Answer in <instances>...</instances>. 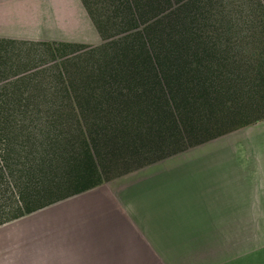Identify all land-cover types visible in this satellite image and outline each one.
Returning <instances> with one entry per match:
<instances>
[{
  "label": "trees",
  "instance_id": "16d2710c",
  "mask_svg": "<svg viewBox=\"0 0 264 264\" xmlns=\"http://www.w3.org/2000/svg\"><path fill=\"white\" fill-rule=\"evenodd\" d=\"M81 1L100 45L0 39V226L264 121V0Z\"/></svg>",
  "mask_w": 264,
  "mask_h": 264
},
{
  "label": "crops",
  "instance_id": "0c3cea01",
  "mask_svg": "<svg viewBox=\"0 0 264 264\" xmlns=\"http://www.w3.org/2000/svg\"><path fill=\"white\" fill-rule=\"evenodd\" d=\"M96 34L81 0H0V39ZM245 130L1 226L0 264H264V121Z\"/></svg>",
  "mask_w": 264,
  "mask_h": 264
},
{
  "label": "rangeland",
  "instance_id": "374dc122",
  "mask_svg": "<svg viewBox=\"0 0 264 264\" xmlns=\"http://www.w3.org/2000/svg\"><path fill=\"white\" fill-rule=\"evenodd\" d=\"M91 40L92 41H94V42H98L99 41V43L98 44H94V45H92V46H97V45H100L101 43H102V40H101V38H100V40H98V36H97V34L96 35H94L92 38H91ZM32 59L33 60H35V63L33 64V66L34 67H37V66H42V62H44L45 61V59H40V57H39V55H33L32 56ZM46 67V66H45ZM44 67H40L39 69H35L34 71H36V70H40L41 71V69H43ZM34 71H31V73L32 72H34ZM39 71V72H40ZM13 76V75H12ZM246 128V127H245ZM245 128H241V129H238V130H236L237 132H239V133H235V136H238L239 137V140H241V138L243 139L247 134H246V130L244 131V129ZM243 130V131H242ZM252 134V133H251ZM227 135H229V134H227ZM231 136V135H230ZM238 140V141H239ZM224 142H226V141H224ZM3 189H1L0 190V212H2L3 213V215H2V218H5V216L7 217L8 216V214H6V209H7V207L10 205V204H12V200L13 199H11L12 197H11V193H9V191H8V193L7 194H5V195H3V196H1V194L2 193H6L7 191H2ZM5 190V189H4ZM8 223H10V222H8ZM5 224H7V223H5ZM5 224H3V225H5ZM3 225H1V226H3ZM0 226V227H1Z\"/></svg>",
  "mask_w": 264,
  "mask_h": 264
}]
</instances>
